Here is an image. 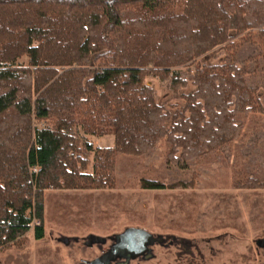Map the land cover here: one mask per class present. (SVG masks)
<instances>
[{"label":"trees","instance_id":"16d2710c","mask_svg":"<svg viewBox=\"0 0 264 264\" xmlns=\"http://www.w3.org/2000/svg\"><path fill=\"white\" fill-rule=\"evenodd\" d=\"M151 74L194 89L167 106ZM250 113L264 114V0H0V249L23 243L34 218L45 237L46 189L113 188L118 154L163 140L169 161L199 159L229 147Z\"/></svg>","mask_w":264,"mask_h":264},{"label":"rangeland","instance_id":"374dc122","mask_svg":"<svg viewBox=\"0 0 264 264\" xmlns=\"http://www.w3.org/2000/svg\"><path fill=\"white\" fill-rule=\"evenodd\" d=\"M220 59L210 54L202 60ZM28 61L25 56L20 63ZM189 67L195 70L193 64L183 70ZM145 84L167 106L183 105L181 94L194 89L176 92L152 74ZM241 119L244 126L229 147L199 159L169 161L163 140L146 155L118 154L113 188L46 189L45 237L37 240L32 224L23 243L0 249V264H89L108 254V264H264V245L257 244L264 239V188L236 186L250 177L264 182V114ZM85 136L95 148L115 141L113 134ZM143 179L167 187L147 189ZM180 182L187 186L171 187ZM129 228L152 234L143 254L114 249Z\"/></svg>","mask_w":264,"mask_h":264},{"label":"water","instance_id":"95a60500","mask_svg":"<svg viewBox=\"0 0 264 264\" xmlns=\"http://www.w3.org/2000/svg\"><path fill=\"white\" fill-rule=\"evenodd\" d=\"M152 234L142 228H129L122 234L118 235V244L114 249L119 253H128L140 255L147 251L148 244L152 239ZM259 246L264 245V239L257 241ZM109 255L104 256L101 260L90 262L89 264H108Z\"/></svg>","mask_w":264,"mask_h":264},{"label":"built area","instance_id":"2783aa9c","mask_svg":"<svg viewBox=\"0 0 264 264\" xmlns=\"http://www.w3.org/2000/svg\"><path fill=\"white\" fill-rule=\"evenodd\" d=\"M33 171H34V172L38 171V168H36V167L31 168V172H33ZM32 224H33V226H34V228H35L36 226L40 225L41 222H40L38 219L34 218ZM32 224H31V225H32Z\"/></svg>","mask_w":264,"mask_h":264},{"label":"flooded vegetation","instance_id":"af4514ba","mask_svg":"<svg viewBox=\"0 0 264 264\" xmlns=\"http://www.w3.org/2000/svg\"><path fill=\"white\" fill-rule=\"evenodd\" d=\"M117 245H119V244H117ZM122 254H124L123 252H122ZM126 255H128V253H125ZM105 263V262H104ZM103 262H102V264H104Z\"/></svg>","mask_w":264,"mask_h":264},{"label":"crops","instance_id":"0c3cea01","mask_svg":"<svg viewBox=\"0 0 264 264\" xmlns=\"http://www.w3.org/2000/svg\"><path fill=\"white\" fill-rule=\"evenodd\" d=\"M115 140V139H114ZM114 144H115V141H114ZM114 144L113 145H111V146H114Z\"/></svg>","mask_w":264,"mask_h":264}]
</instances>
